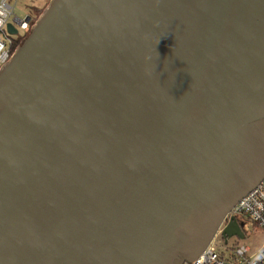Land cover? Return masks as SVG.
<instances>
[{
	"label": "water",
	"instance_id": "obj_1",
	"mask_svg": "<svg viewBox=\"0 0 264 264\" xmlns=\"http://www.w3.org/2000/svg\"><path fill=\"white\" fill-rule=\"evenodd\" d=\"M263 180L264 0H50L0 69V264L194 263Z\"/></svg>",
	"mask_w": 264,
	"mask_h": 264
},
{
	"label": "built area",
	"instance_id": "obj_2",
	"mask_svg": "<svg viewBox=\"0 0 264 264\" xmlns=\"http://www.w3.org/2000/svg\"><path fill=\"white\" fill-rule=\"evenodd\" d=\"M16 4L12 5L11 0H0V69L9 62L15 52L12 49L15 36L8 32L9 24H13L17 31L23 34V38H26L33 28L27 20V15L24 18L15 15ZM232 218H235L239 225V219L245 218L264 231V180L245 196L229 214L219 232L221 235L218 233L222 238L220 241L222 246L216 244L215 238L201 256L194 263L189 264H264V243L254 251L244 245L226 247L230 238L223 237L222 231ZM219 248L222 249L219 250Z\"/></svg>",
	"mask_w": 264,
	"mask_h": 264
},
{
	"label": "rangeland",
	"instance_id": "obj_3",
	"mask_svg": "<svg viewBox=\"0 0 264 264\" xmlns=\"http://www.w3.org/2000/svg\"><path fill=\"white\" fill-rule=\"evenodd\" d=\"M49 2L50 0H11L12 5H15L17 3L15 15L19 18L26 17L31 5L39 7L43 5L48 6ZM47 6L45 7L47 8ZM239 222L244 234L246 235V238L239 239L238 237H231L226 247L231 248L234 245H244L246 247H249L252 251L261 247L264 243V231L253 225L249 220L245 218H240ZM220 241H222V238L220 236L216 237V244L218 246H222V243H220ZM221 249L219 248V250Z\"/></svg>",
	"mask_w": 264,
	"mask_h": 264
},
{
	"label": "flooded vegetation",
	"instance_id": "obj_4",
	"mask_svg": "<svg viewBox=\"0 0 264 264\" xmlns=\"http://www.w3.org/2000/svg\"><path fill=\"white\" fill-rule=\"evenodd\" d=\"M45 6H47V5H45ZM45 6L44 5L41 6V7L35 6V5H31L30 6L29 12H27V18H28L27 20L31 24L32 27L35 25V23L37 22L39 17L44 12V9L46 8ZM22 39H23V34L18 32V35H16L13 38V44H12V49L13 50L14 49L16 50L21 45ZM219 235H221V233H219Z\"/></svg>",
	"mask_w": 264,
	"mask_h": 264
},
{
	"label": "trees",
	"instance_id": "obj_5",
	"mask_svg": "<svg viewBox=\"0 0 264 264\" xmlns=\"http://www.w3.org/2000/svg\"><path fill=\"white\" fill-rule=\"evenodd\" d=\"M24 39H25V38L22 39V42L24 41ZM21 44H22V43H21ZM14 51H15V49H14Z\"/></svg>",
	"mask_w": 264,
	"mask_h": 264
}]
</instances>
